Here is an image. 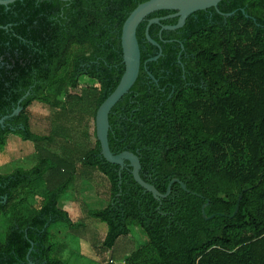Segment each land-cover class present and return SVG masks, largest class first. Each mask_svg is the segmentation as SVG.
<instances>
[{
    "label": "trees",
    "instance_id": "trees-1",
    "mask_svg": "<svg viewBox=\"0 0 264 264\" xmlns=\"http://www.w3.org/2000/svg\"><path fill=\"white\" fill-rule=\"evenodd\" d=\"M144 1L0 5V118L20 107L0 124V149L13 133L37 152L30 168L0 173V264H65L49 227L75 226L59 200L78 164L110 183L107 205L89 211L107 225L103 240L76 229L91 245L113 249L139 227L147 243L124 256L131 264H264V0H221L220 13L206 9L212 20L189 25L183 48L150 30L162 49L151 62L159 50L137 29L139 74L109 112L108 144L135 153L141 178L159 192L175 178L186 187L173 182L160 198L127 163L105 160L95 134L96 110L124 71L122 25ZM178 52L187 57L176 70L164 56ZM50 92H63V103L49 105L48 134L34 133L27 109L49 103Z\"/></svg>",
    "mask_w": 264,
    "mask_h": 264
},
{
    "label": "rangeland",
    "instance_id": "rangeland-1",
    "mask_svg": "<svg viewBox=\"0 0 264 264\" xmlns=\"http://www.w3.org/2000/svg\"><path fill=\"white\" fill-rule=\"evenodd\" d=\"M87 79H82V82ZM50 102L34 101L27 109L31 130L37 134H48L50 131L51 103H63V92L49 94ZM84 131L87 127H83ZM37 157L33 142L21 139L20 136L10 133L6 145L0 149V173H8L15 168L28 169ZM83 171V172H81ZM110 183L108 179L94 169L86 171L78 164L77 174H73L69 188L60 196L59 207L67 211L75 226L70 228L65 222L53 223L49 230L53 233L56 246H61V258L65 264H131L125 262L126 254L138 245H145L147 238L139 227H132L127 239L119 238L113 249H103L93 246L76 229L84 226L86 231L96 239L102 241L107 232L105 222L89 216V211L107 205ZM6 219L0 221V232L4 230ZM94 248H93V247ZM123 246V248L121 247ZM120 257L113 259L110 257ZM103 258V259H101ZM112 258L113 261H108Z\"/></svg>",
    "mask_w": 264,
    "mask_h": 264
},
{
    "label": "water",
    "instance_id": "water-1",
    "mask_svg": "<svg viewBox=\"0 0 264 264\" xmlns=\"http://www.w3.org/2000/svg\"><path fill=\"white\" fill-rule=\"evenodd\" d=\"M17 0H0V5L8 6L9 4ZM67 1V0H62ZM221 0H146L142 3H139L127 16L125 19L120 36V45L122 53V62L124 64V71L122 76L116 85L115 89L101 102L98 106L95 113V134L96 138L100 145V154L102 157L110 163L117 164L123 169L126 166L131 167V173L134 180L143 187L146 191L152 193L154 198L166 197L171 190V185L173 182H179L182 188H186L185 185L180 182L178 179H173L167 186L166 192L161 193L158 189L140 176L141 164L138 156L128 150L122 151L120 153L114 154L111 152L108 144V130H109V121L108 115L112 107L119 101L121 98L126 95L131 87L134 85L140 70L141 65V56L140 48L137 40V28L139 24L151 13L161 11V10H173L175 14L172 16L177 17V23L175 25L164 26V29H177L183 26L186 18L200 10H206L208 8L217 9V5ZM243 11V10H242ZM231 13H222L224 16H229ZM171 17V16H169ZM161 18H154L148 21V26L146 29V38L149 43L157 46L160 49V45L153 40L148 34V27L153 23H159ZM164 19V18H162ZM158 55L148 58L146 62H151L157 60ZM148 75L157 82L151 73L148 72ZM20 107L17 105L12 113L4 115L0 118V124H3L4 121L14 115L18 114ZM120 175V174H119ZM204 209V206H203ZM204 215V211H203ZM205 216V215H204ZM212 217V216H211ZM32 245V242H31ZM31 248L27 252V258ZM28 264H34L31 261H28Z\"/></svg>",
    "mask_w": 264,
    "mask_h": 264
},
{
    "label": "flooded vegetation",
    "instance_id": "flooded-vegetation-1",
    "mask_svg": "<svg viewBox=\"0 0 264 264\" xmlns=\"http://www.w3.org/2000/svg\"><path fill=\"white\" fill-rule=\"evenodd\" d=\"M208 10V9H207ZM207 10H204V11H206L204 14H202L201 13V11H196V12H194V13H192V14H190L187 18H186V20H185V23L183 24V26L182 27H180V28H177V29H172V30H169V29H164L163 27L164 26H168V25H175L176 23H177V17H174V16H172L173 14H175V11H173V10H161V11H157V12H154L155 13V15H151V14H154V13H151V14H149L140 24H139V26H138V28L140 27V29L142 28V33H143V35H144V37L145 38H143L147 43H149L148 42V40H147V38H146V29H147V26H148V21L149 20H151V19H154V18H161L160 19V21H159V23H153V24H151L149 27H148V34H149V36H150V30L152 31V33H153V35L155 36V37H161L163 34H166V36H169V38H166V39H163L164 40V42L165 43H175V44H177V45H181V48H183L182 47V45H183V43L184 42H186V40H185V36H186V31L189 29V25H191L192 24V22H202V21H204L205 19L206 20H212V17H213V14H212V12L211 11H207ZM200 12V13H199ZM217 12H219L218 10H217ZM220 13V12H219ZM169 16H171V17H169ZM162 18H164V19H162ZM200 22V23H201ZM143 26V27H142ZM137 28V29H138ZM151 37V36H150ZM152 38V37H151ZM153 40L155 39V38H152ZM156 41V40H155ZM157 42V41H156ZM158 43V42H157ZM151 44V43H150ZM152 45V44H151ZM153 46H155V45H153ZM159 51H158V53L156 54V55H158V57L160 56V54H161V48L159 49L157 46H155ZM156 55H153V56H156ZM167 56H171V57H174V61H173V63H172V65H174V67H175V69L177 70V68H179L178 67V65H180L181 66V68L183 67V60H182V58L184 57V58H186L187 56H183V54L182 53H180V52H178V53H176V55H165L164 56V58L165 57H167ZM150 57H152V56H150ZM149 57V58H150ZM147 60H148V58H147ZM146 60V61H147ZM161 70V69H160ZM166 74H169L170 75V72H168L167 71V73ZM178 74L180 75V77L183 79V80H185V73H184V69H182V71L180 70V72H179V70H178ZM172 78H173V76L172 75H170ZM161 78L163 79V80H165L166 81V85H168L169 83H171L172 82V79H171V81H170V78H167L165 75L163 76H161ZM157 80V79H156ZM156 83V82H155ZM158 83V82H157ZM156 83V84H157ZM172 85V87H174V84H171ZM172 91H173V89H172Z\"/></svg>",
    "mask_w": 264,
    "mask_h": 264
},
{
    "label": "crops",
    "instance_id": "crops-1",
    "mask_svg": "<svg viewBox=\"0 0 264 264\" xmlns=\"http://www.w3.org/2000/svg\"><path fill=\"white\" fill-rule=\"evenodd\" d=\"M51 232V231H50ZM52 233V232H51ZM53 234V233H52Z\"/></svg>",
    "mask_w": 264,
    "mask_h": 264
}]
</instances>
